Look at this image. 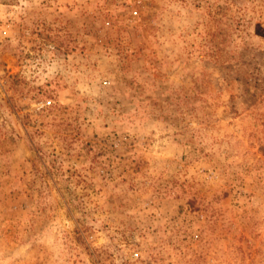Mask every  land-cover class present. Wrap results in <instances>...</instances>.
<instances>
[{
	"label": "rangeland",
	"instance_id": "1",
	"mask_svg": "<svg viewBox=\"0 0 264 264\" xmlns=\"http://www.w3.org/2000/svg\"><path fill=\"white\" fill-rule=\"evenodd\" d=\"M0 264H264V0H0Z\"/></svg>",
	"mask_w": 264,
	"mask_h": 264
}]
</instances>
